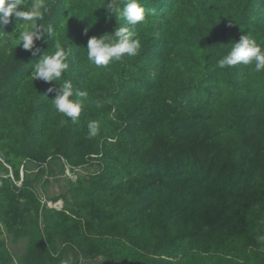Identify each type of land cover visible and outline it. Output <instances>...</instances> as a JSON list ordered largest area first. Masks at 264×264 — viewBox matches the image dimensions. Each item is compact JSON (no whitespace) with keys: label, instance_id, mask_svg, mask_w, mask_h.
<instances>
[{"label":"trees","instance_id":"1","mask_svg":"<svg viewBox=\"0 0 264 264\" xmlns=\"http://www.w3.org/2000/svg\"><path fill=\"white\" fill-rule=\"evenodd\" d=\"M141 2L139 54L103 67L84 47L123 23L106 0H47L40 23L65 34V78L89 93L75 124L52 103L61 81L31 76L48 34L33 56L4 26L0 264H264V72L217 67L241 35L264 44V0Z\"/></svg>","mask_w":264,"mask_h":264},{"label":"clouds","instance_id":"2","mask_svg":"<svg viewBox=\"0 0 264 264\" xmlns=\"http://www.w3.org/2000/svg\"><path fill=\"white\" fill-rule=\"evenodd\" d=\"M103 8L110 16L119 18L123 23L115 27L111 34L89 37L84 48L88 61L97 66L107 67L112 62H122L125 56L135 57L139 54L142 45L137 37L135 26L146 22L147 15L151 14L152 10L146 13L141 0H106ZM48 11L47 0H31L30 3H26V0H0V36L6 35L3 31L4 26L17 21L15 31L12 32L15 35L13 40L15 47L21 46L24 50L32 51V55L36 56L40 50L33 51L34 40L41 39L43 33L48 34V40L53 41L52 51L47 50L40 55L32 68L31 76L33 80L40 79L44 82L61 81L58 83L59 87L55 89L52 103L56 112L70 118L75 124L85 109L89 93L65 78L69 69V57L73 54V50L72 47L66 46L69 40L63 38L65 34L57 33L50 25L45 28L40 23ZM21 20L22 23H19ZM238 64L254 65L253 70L256 73L264 72V44L258 42L250 33L241 35L239 41L234 42L227 54L217 61V67L221 69L235 67ZM62 73H64L63 76ZM48 91L53 92L54 89L49 88ZM107 102V98L103 102L95 101V106L101 108ZM64 123L66 121L62 119L61 125ZM87 128L88 138L91 139L99 135L101 126L99 121L93 120L88 123ZM54 204L48 205L55 209L62 207L56 208ZM259 239L264 241V236ZM60 264H73V257L69 255L61 258Z\"/></svg>","mask_w":264,"mask_h":264},{"label":"rangeland","instance_id":"3","mask_svg":"<svg viewBox=\"0 0 264 264\" xmlns=\"http://www.w3.org/2000/svg\"><path fill=\"white\" fill-rule=\"evenodd\" d=\"M72 179L74 180L75 179V176H73L72 177ZM54 186V185H53ZM53 191H57V187L56 186H54L53 187ZM59 191V190H58ZM57 204L59 203V201L58 202H56ZM53 207H54V205H52ZM56 206V208H59L60 206H62V205H55ZM22 248H23V245L21 244V243H19L15 248H13V250L15 249V251L14 252H21V250H22ZM12 250V251H13Z\"/></svg>","mask_w":264,"mask_h":264},{"label":"water","instance_id":"4","mask_svg":"<svg viewBox=\"0 0 264 264\" xmlns=\"http://www.w3.org/2000/svg\"><path fill=\"white\" fill-rule=\"evenodd\" d=\"M66 172H68V170H66ZM19 185H20V183H19ZM54 205H62V201H59L58 204H54Z\"/></svg>","mask_w":264,"mask_h":264}]
</instances>
